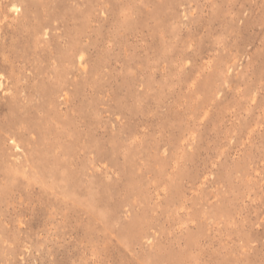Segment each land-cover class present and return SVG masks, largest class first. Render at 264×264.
<instances>
[{
	"label": "rangeland",
	"instance_id": "obj_1",
	"mask_svg": "<svg viewBox=\"0 0 264 264\" xmlns=\"http://www.w3.org/2000/svg\"><path fill=\"white\" fill-rule=\"evenodd\" d=\"M0 264H264V0H0Z\"/></svg>",
	"mask_w": 264,
	"mask_h": 264
}]
</instances>
